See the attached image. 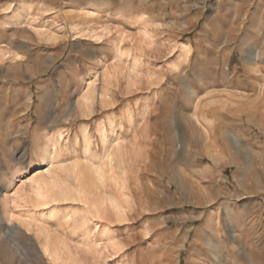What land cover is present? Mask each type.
I'll return each mask as SVG.
<instances>
[{
    "label": "rangeland",
    "instance_id": "374dc122",
    "mask_svg": "<svg viewBox=\"0 0 264 264\" xmlns=\"http://www.w3.org/2000/svg\"><path fill=\"white\" fill-rule=\"evenodd\" d=\"M0 264H264V0H0Z\"/></svg>",
    "mask_w": 264,
    "mask_h": 264
},
{
    "label": "bare ground",
    "instance_id": "6f19581e",
    "mask_svg": "<svg viewBox=\"0 0 264 264\" xmlns=\"http://www.w3.org/2000/svg\"><path fill=\"white\" fill-rule=\"evenodd\" d=\"M31 4L30 3H25L23 4L18 10H17V14H16V17H15V21L16 23H21L23 21V18L25 15H27L30 11H31ZM89 13V12H88ZM185 48L183 50H186L188 49L187 46L185 45L184 46ZM3 52V51H2ZM2 56V55H1ZM173 69H177L178 67H176L175 65L172 66ZM91 84L90 82V79L87 80L86 82V85L89 87V85ZM103 96H101V103H103ZM95 98V95H94V91L92 90H87L86 93L84 94H81L78 99H77V103H76V106L75 109L76 110V114H80L82 116H86V117H90V115L93 114V112L91 111V107L93 105V102L95 101L94 100ZM95 105V104H94ZM75 110H74V113H75ZM131 118V116H130ZM100 135L101 137H104L105 135V130L104 128H102L100 130ZM81 136L84 140V145H85V153L88 151V148H89V145H90V137H89V131H88V128L85 126L83 127L82 129V132H81ZM63 137V133L62 132H59L57 135H53L52 133L47 135L46 136V144L42 147L41 149V159L42 161L35 164L34 165V171L36 170H39V169H42V168H45V167H48V166H52L54 160H55V155H54V148L56 146V143L58 141H60ZM108 140H106V144H108ZM216 161V159H215ZM86 166V165H85ZM84 167L81 166V163L80 162H76V163H73L70 165V170L75 174L76 173V179L77 181L80 182V192L83 194V193H87L86 190L89 188L91 189H96L95 186L96 184L93 183L91 180L90 177H88V168L86 169ZM88 166V165H87ZM86 166V167H87ZM121 166V165H120ZM90 167V166H89ZM207 168L205 170H202V171H206ZM70 171V172H71ZM201 171V172H202ZM209 171V170H208ZM71 172V173H72ZM95 173V175L97 176H94L93 180H96L95 178H97V181H98V184H97V189L101 186H103V173H102V170L101 168H94L93 171ZM16 176H14L12 179H11V183H16L18 181H20V177L18 174H21L20 171H17L16 172ZM93 174V173H92ZM94 175V174H93ZM91 176V175H89ZM44 182V181H43ZM47 183V184H46ZM45 183V187L44 189H48L49 191H52L57 188L59 190L58 194L54 195V198H63V199H66V198H71V192H73L70 188L68 187H64L62 185H60V183L58 182V180L56 178H53L52 176L50 177V180L48 179V181H46ZM44 186V185H43ZM101 190V189H100ZM96 190H94L95 192ZM90 192V191H88ZM94 194V193H93ZM97 194H99L97 192ZM101 194V193H100ZM103 194V193H102ZM101 194V195H102ZM88 195H91L88 194ZM95 195V194H94ZM100 195V196H101ZM74 197V195L72 196V198ZM92 197V196H91ZM53 198V197H52ZM99 198V197H97ZM94 199V198H93ZM93 199H90V200H93ZM89 200V201H90ZM95 200V199H94ZM98 200V199H97ZM119 202V201H118ZM92 203V207L94 208V210L97 212V213H104V210L105 207H114L119 213H123V210L121 207H123L121 204V206L116 202V199H112L110 196L108 197H101V200L97 201V202H91ZM90 203V204H91ZM122 215V214H121ZM6 217V220L8 221L9 220V216H5ZM31 222V221H30ZM27 223H25L26 225ZM31 224V223H30ZM37 225V224H36ZM42 226V225H41ZM41 226H36L37 227V235L39 238H41V248H42V251L43 253L50 259L52 260L54 263H57L59 260H60V252H59V249L56 247L55 243L52 242V238L49 236L48 234V230L44 227H41ZM26 228L28 230H30V225H26ZM6 231V230H5ZM49 235V236H48ZM51 239V240H50ZM39 240V241H40ZM54 241V240H53ZM58 242V241H57Z\"/></svg>",
    "mask_w": 264,
    "mask_h": 264
}]
</instances>
